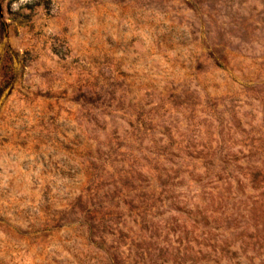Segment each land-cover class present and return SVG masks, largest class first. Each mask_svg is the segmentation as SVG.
<instances>
[{"label":"rangeland","instance_id":"rangeland-1","mask_svg":"<svg viewBox=\"0 0 264 264\" xmlns=\"http://www.w3.org/2000/svg\"><path fill=\"white\" fill-rule=\"evenodd\" d=\"M0 4V264H177L168 175L194 212L192 175L258 193L264 0Z\"/></svg>","mask_w":264,"mask_h":264},{"label":"trees","instance_id":"trees-1","mask_svg":"<svg viewBox=\"0 0 264 264\" xmlns=\"http://www.w3.org/2000/svg\"><path fill=\"white\" fill-rule=\"evenodd\" d=\"M237 163L236 158L233 159ZM227 164L230 160H223ZM212 164V162L210 163ZM243 170L242 166H239ZM168 175L164 183L171 184L174 192L170 199L179 213L190 220L187 230V244L182 252L183 242L173 247L170 254L177 264H264V173L261 169L251 173L252 189L257 194L247 195L239 176L235 177L238 187L233 189L232 174L204 172L199 176L192 175L193 180L202 185L203 207L188 208V202L175 195V183L178 177ZM184 179V178H183ZM165 184V185H167ZM215 192V195H214ZM204 226L200 240L196 233L198 225ZM196 228V229H195ZM196 245L200 248L197 250ZM163 252V250H161ZM164 252L153 264H165Z\"/></svg>","mask_w":264,"mask_h":264},{"label":"clouds","instance_id":"clouds-1","mask_svg":"<svg viewBox=\"0 0 264 264\" xmlns=\"http://www.w3.org/2000/svg\"><path fill=\"white\" fill-rule=\"evenodd\" d=\"M24 2H26V0H20V3H24ZM12 7L14 10H16L19 7V5L14 3Z\"/></svg>","mask_w":264,"mask_h":264},{"label":"water","instance_id":"water-1","mask_svg":"<svg viewBox=\"0 0 264 264\" xmlns=\"http://www.w3.org/2000/svg\"><path fill=\"white\" fill-rule=\"evenodd\" d=\"M0 12H2L1 4H0Z\"/></svg>","mask_w":264,"mask_h":264}]
</instances>
